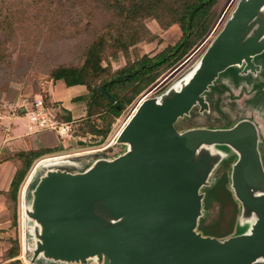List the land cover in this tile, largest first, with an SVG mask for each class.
<instances>
[{
    "label": "water",
    "instance_id": "water-1",
    "mask_svg": "<svg viewBox=\"0 0 264 264\" xmlns=\"http://www.w3.org/2000/svg\"><path fill=\"white\" fill-rule=\"evenodd\" d=\"M39 161L22 188L30 264H264V0H234L110 145ZM222 176L237 211L214 235L200 223Z\"/></svg>",
    "mask_w": 264,
    "mask_h": 264
},
{
    "label": "trees",
    "instance_id": "trees-1",
    "mask_svg": "<svg viewBox=\"0 0 264 264\" xmlns=\"http://www.w3.org/2000/svg\"><path fill=\"white\" fill-rule=\"evenodd\" d=\"M226 1L0 0V109L8 84L27 74L41 80L46 105H53L50 83L63 81L66 86H82L76 100L86 105V113L73 121L68 118V109L61 108L57 116L73 123L76 134L88 136V144H100L115 120L207 37ZM149 20L162 28L178 24L181 29L176 42L167 43L152 55L137 52L139 43L159 37L148 26ZM120 54L124 57L122 63ZM102 86L115 101L103 92ZM59 149L58 145H2L0 163L11 161L14 169L6 189L0 193L8 211V229L13 228L15 233L9 235L0 260L21 263L17 258L21 252L20 191L34 164ZM206 194L218 201L219 215L208 224L201 221L200 228L205 233L222 235L217 234L219 226L227 221L220 216L222 205L231 202L234 217L237 205L223 176L206 189Z\"/></svg>",
    "mask_w": 264,
    "mask_h": 264
},
{
    "label": "rangeland",
    "instance_id": "rangeland-1",
    "mask_svg": "<svg viewBox=\"0 0 264 264\" xmlns=\"http://www.w3.org/2000/svg\"><path fill=\"white\" fill-rule=\"evenodd\" d=\"M234 0H227L222 8V11L217 19L214 27L211 32L207 35V37L189 54L186 58L182 59L179 63H177L172 69L167 71L164 75L158 78L152 85H150L141 96L131 105L128 109L119 116L113 127L105 139L100 144H94L89 142L90 139L88 136H81L74 132L73 123L66 122L58 118L57 114L61 108H66L68 118L76 121L78 117L82 114L86 113V105L83 102L76 100V96L82 90V86H66L63 81H57L56 83H50L48 86L50 99L53 101V105H46L47 109L50 111V116L56 121V127L54 128H40L31 122L30 119V111H31V101L33 100L35 94H41V80L36 78L32 74H27L24 79H14L12 80L3 93V102L2 108L0 112L2 116L0 117V147L1 144H7L10 147H30V146H40V145H58L61 149L53 152V155L45 156V157H54V156H64L66 154L73 153H81L85 151H94L99 149H104L108 145H110L121 127L127 121L128 117L133 112L134 108L138 104V102L148 94L159 90L162 86H164L167 82H169L173 77H175L178 73H180L186 66L189 64L193 56L198 52V50L203 46L206 39L212 33V31L216 28L220 20L224 17L226 12L232 6ZM148 26L152 31L158 34V38L153 42H141L137 47V52H148L150 55L154 54L156 51L161 49L167 43H174L177 41L181 29L178 24H173L168 28H162L155 22L154 20H149L147 22ZM121 63L124 62V57L120 54ZM43 96V95H42ZM27 97V104L17 106L16 103L20 102L21 99ZM44 100V99H43ZM45 103V102H44ZM6 104V105H5ZM5 105V107H4ZM21 110L22 112H20ZM63 126V127H62ZM62 127V128H60ZM61 129V131H60ZM11 135V136H10ZM7 139L5 141V139ZM3 140V141H2ZM2 141V142H1ZM106 145V146H105ZM120 147V144H115L114 148ZM1 150V149H0ZM263 155V153H262ZM43 157V158H45ZM85 157L78 156L73 158L72 160L76 161H84ZM71 160V159H70ZM69 160V161H70ZM2 163V164H1ZM0 163L3 169L4 179L7 175V179L9 180L10 175H12L13 165L10 161H4ZM38 161L34 164L32 169L30 170L27 178L25 179L23 186L26 184L27 180L30 177V174L33 172L35 166ZM68 169H77L81 168V166H75L72 163L66 161L61 164ZM6 180V179H5ZM8 185V184H7ZM22 188L20 191V204H19V228L18 235L21 243V252L17 256L21 263L19 264H30L27 260L24 250H23V216H22ZM5 206V205H4ZM216 203H214L210 210L214 211ZM3 208V207H1ZM6 209V207H5ZM7 210V209H6ZM9 218L8 211L5 214L0 215V225L3 228L1 231L3 244L1 243L0 247L3 249L8 245V237L9 235H14L15 230L8 229L9 228ZM233 227V223H232ZM231 227V228H232ZM240 230V229H239ZM0 264H10L9 260H0ZM18 264V263H16Z\"/></svg>",
    "mask_w": 264,
    "mask_h": 264
},
{
    "label": "built area",
    "instance_id": "built-area-1",
    "mask_svg": "<svg viewBox=\"0 0 264 264\" xmlns=\"http://www.w3.org/2000/svg\"><path fill=\"white\" fill-rule=\"evenodd\" d=\"M27 97L21 99V103L17 102L16 105H26L27 104ZM6 105V104H5ZM4 105V107H5ZM50 111L47 109L43 96L41 94H35L33 100L31 101V111H30V119L33 124L40 128H54L56 127V121L51 118L52 116L49 115ZM2 113L0 112V117ZM63 127V126H62ZM60 127V128H62ZM61 131V129H60ZM106 146V145H105ZM48 158V157H47ZM44 159V158H42ZM40 159V160H42ZM40 162V161H38ZM38 164V163H37Z\"/></svg>",
    "mask_w": 264,
    "mask_h": 264
},
{
    "label": "flooded vegetation",
    "instance_id": "flooded-vegetation-1",
    "mask_svg": "<svg viewBox=\"0 0 264 264\" xmlns=\"http://www.w3.org/2000/svg\"><path fill=\"white\" fill-rule=\"evenodd\" d=\"M220 216H225L227 218V221L224 226H219L220 228L217 229V234H224L231 229L234 219V208L231 205V202L222 205V212Z\"/></svg>",
    "mask_w": 264,
    "mask_h": 264
},
{
    "label": "crops",
    "instance_id": "crops-1",
    "mask_svg": "<svg viewBox=\"0 0 264 264\" xmlns=\"http://www.w3.org/2000/svg\"><path fill=\"white\" fill-rule=\"evenodd\" d=\"M11 136V135H10ZM5 139V138H4ZM7 139H5V141H6ZM3 141V140H2ZM1 141V142H2ZM2 145L3 144H1V147H2ZM1 147H0V149H1ZM11 162V161H10ZM12 163V162H11ZM2 164V163H1ZM13 165V164H12ZM3 169H4V167H2L1 166V168H0V190H4V189H6V187H7V184H8V182H9V180H10V178H11V175H10V177H9V180L7 179V175L5 176V178L3 179L2 178V176H3ZM13 169H14V166H13ZM13 172V171H12ZM11 172V173H12ZM6 179V180H5ZM1 207H3V208H1ZM5 212H7V210L5 209V206H4V195L2 194V193H0V215H2V214H5ZM0 227H2L1 225H0ZM1 237H2V235H1V231H0V245H1V243L3 244V241H2V239H1ZM2 241V242H1ZM1 251H2V249H1V247H0V254H1Z\"/></svg>",
    "mask_w": 264,
    "mask_h": 264
}]
</instances>
